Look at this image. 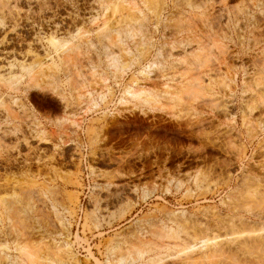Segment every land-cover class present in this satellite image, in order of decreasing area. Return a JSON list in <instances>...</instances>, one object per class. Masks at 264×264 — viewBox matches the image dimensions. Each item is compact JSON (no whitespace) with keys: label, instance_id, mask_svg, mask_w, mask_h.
<instances>
[{"label":"rangeland","instance_id":"obj_1","mask_svg":"<svg viewBox=\"0 0 264 264\" xmlns=\"http://www.w3.org/2000/svg\"><path fill=\"white\" fill-rule=\"evenodd\" d=\"M63 262L264 264V0H0V264Z\"/></svg>","mask_w":264,"mask_h":264},{"label":"bare ground","instance_id":"obj_2","mask_svg":"<svg viewBox=\"0 0 264 264\" xmlns=\"http://www.w3.org/2000/svg\"><path fill=\"white\" fill-rule=\"evenodd\" d=\"M105 26V25H104ZM60 52V51H59ZM148 68V67H147ZM147 68H145L144 70H145V72L147 71L146 69ZM142 73H144L143 71H142ZM133 90V89H132ZM134 91V90H133ZM137 91V90H136ZM143 91V90H142ZM142 91H140L139 93L138 92H132L131 91V88H127L126 90H125V94H128V95H130V96H132V98H133V96L134 97H139L140 96V94H142V95H144L143 93H142ZM106 92H107V90H106ZM141 95V96H142ZM149 96V95H148ZM102 98H103V96H102ZM135 99V98H134ZM141 99V98H140ZM139 99V100H140ZM120 100V99H119ZM122 100V99H121ZM75 122V121H74ZM145 192V191H144ZM145 197V196H144ZM73 198V197H72ZM94 200V199H93ZM96 201H97V199H96ZM97 203V202H96ZM66 211V210H65ZM175 215V214H174ZM64 224V223H63ZM64 244V246L63 247H61L62 249H60V251H61V253H64V254H70V253H72L71 251V249L69 248V246L70 245H68V243H63ZM58 247H59V245H58ZM59 249V248H58ZM137 253V257H140L141 256V254H143V253H141V251H139V252H136ZM64 254H62L61 255V257L62 256H66V255H64ZM57 255V254H56ZM60 256V255H59ZM69 258H71L72 257V255H67ZM66 256V257H67ZM130 256V255H129ZM65 257V258H66ZM59 260H60V258H59ZM62 260V259H61ZM71 260H72V258H71ZM70 260V261H71ZM124 261H126L125 260V257H121L120 258V260H119V263H125ZM68 262V261H67ZM67 262H65V263H67ZM64 262H63V264H65Z\"/></svg>","mask_w":264,"mask_h":264}]
</instances>
